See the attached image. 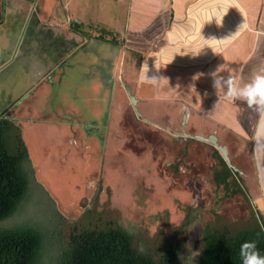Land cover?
<instances>
[{
    "label": "rangeland",
    "instance_id": "rangeland-1",
    "mask_svg": "<svg viewBox=\"0 0 264 264\" xmlns=\"http://www.w3.org/2000/svg\"><path fill=\"white\" fill-rule=\"evenodd\" d=\"M9 3L4 7L6 14L0 24V117L14 120L16 114L6 107L27 91L37 75L27 71L21 48L19 52L14 51L16 44H27L29 26L23 32L22 13H18L16 2ZM120 3L122 0H81V6L74 10L91 21L104 17L112 22V25L108 23L112 30L115 27L120 31L122 27L116 24L120 22L122 26L127 13ZM34 9L37 12L39 8ZM42 11L48 18L53 9L47 6ZM100 27L97 25L89 31L98 35ZM45 40L46 49L55 47L50 46L54 41L51 37ZM101 45L93 42L95 49H90L98 54L90 52L80 61L70 56L67 66L63 60L49 63L54 49L39 58L40 80L45 78V68L50 67L46 74L49 81H44L48 95L43 94L41 101L34 98L36 111L21 109L29 119L42 120V126L37 127L43 132L33 135L32 130L25 135V140L33 156L36 176L53 196L62 215V224H56L57 230L68 234L82 220L86 209L95 206L114 224L143 234L157 244L171 236L190 215L192 224L182 238L186 244L180 257L184 264H192L203 250L206 227L223 222L243 225L252 218V212L256 215L261 212L248 197V189H256L250 177V156L240 157L233 142L230 149L226 147L230 165L239 173L245 188V193L227 196L214 183V174L220 169L214 152L216 147L199 138L216 136L215 131L203 132L194 110L192 115L189 110L184 112L181 119L179 114L177 120L171 118L173 112L170 115L156 111L154 118L143 113L132 89L120 81L121 75L118 83L109 88L107 72L101 69L105 65L103 59L116 53L109 50L106 57L99 56ZM105 47L111 46L105 44ZM115 68L108 74L118 75ZM94 79L99 83L98 89L93 86ZM163 108L167 111L169 105ZM22 113L16 117L17 122H25ZM21 127L26 131L25 126ZM43 196L33 187V202L28 207L31 218L50 214L41 201ZM22 218L20 214L0 226L12 227ZM54 242L57 251L60 244L57 238Z\"/></svg>",
    "mask_w": 264,
    "mask_h": 264
},
{
    "label": "crops",
    "instance_id": "crops-1",
    "mask_svg": "<svg viewBox=\"0 0 264 264\" xmlns=\"http://www.w3.org/2000/svg\"><path fill=\"white\" fill-rule=\"evenodd\" d=\"M11 1L16 2L18 13H22L23 32L29 26L27 44H16L14 51L19 52L18 48H21L27 71L37 75L27 91L16 96L13 104L6 107L16 114L15 123L25 126L26 131L22 129L24 139L32 130L33 135L37 131L38 134L43 132L37 127L42 126V120L29 119L21 109L36 111L34 98L41 101L43 94L48 95L44 83L49 81L48 64L63 60L67 66L66 60L70 56L80 61L90 52L98 54L91 50L93 42H98L103 44L99 56L106 57L109 50L116 53L114 57L103 59L105 65L101 69L107 72L109 88L114 82L118 83L121 75L123 80L120 81L132 89L143 113L152 117L156 111L170 115L173 112L171 118L177 120L179 114L181 119L184 112L189 110L192 115L194 110L203 132L215 131L214 137L225 147H230L233 142L240 157L250 156V177H253L256 189L250 187L248 197L258 211L264 213V118L243 100H226L224 90L213 88L211 76L223 66L220 75L231 77L244 86L264 69V0H122L120 5L124 4L127 13L124 24H116L122 27L121 32L115 27L112 30L109 26L112 22L104 17L91 21L78 14L74 8L81 6V0H0V24L6 14L4 7ZM35 6L39 8L37 12ZM47 6L53 9L48 18L42 11ZM97 25H101L98 35L89 31ZM101 35L105 41L98 39ZM113 36L122 44L110 42ZM46 37L54 40L50 44L54 48H45ZM105 44L111 47L107 48ZM52 49L51 61L45 62L48 65L45 78L40 80L39 58L48 55ZM113 67L119 76L108 74ZM93 82L98 89L97 79ZM165 104L169 105L167 111L163 108ZM19 113L25 122L16 121ZM30 155L33 159L31 152Z\"/></svg>",
    "mask_w": 264,
    "mask_h": 264
},
{
    "label": "trees",
    "instance_id": "trees-1",
    "mask_svg": "<svg viewBox=\"0 0 264 264\" xmlns=\"http://www.w3.org/2000/svg\"><path fill=\"white\" fill-rule=\"evenodd\" d=\"M98 39L106 40L103 35ZM110 40L122 44L114 36ZM214 152L220 164L214 174L216 187L223 188L227 196L245 193L239 173L216 148ZM32 161L22 128L12 118L0 117V225L23 214L12 227L0 226V264H184L180 255L186 241L182 238L192 224L190 215L157 244L114 224L95 206L86 209L82 220L66 234L57 230L62 215L53 196L39 182ZM33 187L44 195L41 201L50 212L48 217L29 216ZM252 214L243 225L223 222L206 227L203 250L192 264H241L240 246L245 241H255L264 256V213ZM55 238L60 244L57 251Z\"/></svg>",
    "mask_w": 264,
    "mask_h": 264
},
{
    "label": "clouds",
    "instance_id": "clouds-1",
    "mask_svg": "<svg viewBox=\"0 0 264 264\" xmlns=\"http://www.w3.org/2000/svg\"><path fill=\"white\" fill-rule=\"evenodd\" d=\"M223 66L211 74L213 88L224 90L226 100H243L264 118V69L254 75L251 83L240 86L235 79L220 75ZM241 264H264L255 241H245L240 246Z\"/></svg>",
    "mask_w": 264,
    "mask_h": 264
},
{
    "label": "water",
    "instance_id": "water-1",
    "mask_svg": "<svg viewBox=\"0 0 264 264\" xmlns=\"http://www.w3.org/2000/svg\"><path fill=\"white\" fill-rule=\"evenodd\" d=\"M133 101H135V99H133ZM8 116L10 117V115H8ZM199 138L204 140V141L210 142L213 146H215L217 149H219V151L222 153V156L225 159V161L227 162V164L232 168V166L230 165V159L228 158V152H227L226 147L220 146L216 137H215V139H213L214 136H210L208 138H205V137H199Z\"/></svg>",
    "mask_w": 264,
    "mask_h": 264
}]
</instances>
